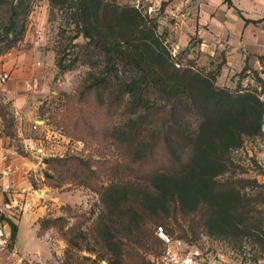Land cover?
I'll return each mask as SVG.
<instances>
[{
  "label": "trees",
  "instance_id": "trees-1",
  "mask_svg": "<svg viewBox=\"0 0 264 264\" xmlns=\"http://www.w3.org/2000/svg\"><path fill=\"white\" fill-rule=\"evenodd\" d=\"M32 1L0 0L5 13L0 23V56L24 34ZM50 2L87 39L78 44L74 36L67 37L59 67L72 68L78 60L95 67L73 98L77 104L95 100L106 115L123 116L108 135L125 151L126 165L138 179L129 185L100 184L93 165L77 157L58 169L66 176L46 173L54 186L79 181L100 194L104 211L94 235L109 254V264H153L142 249L163 243L158 227L173 236L174 226L165 227L170 217L203 209L211 235H255L263 255V219L258 220L255 204L246 200L236 182L219 177L235 166L233 152L244 146L247 137L264 136V68H253L247 56L240 74L253 73L256 86H220L217 79L226 57L207 72L194 63H180L159 30L158 16L136 5L117 0ZM223 2L235 7L232 0ZM167 4L163 2L161 9ZM74 47L79 56L72 58ZM259 60L264 65V55ZM0 117L3 133L14 137L15 118L1 99ZM66 127L73 135L95 137L92 121L84 115L69 119ZM0 219L9 223L10 246H14L18 224L6 215ZM60 220L47 217L43 222L63 227ZM151 223L158 224L156 234Z\"/></svg>",
  "mask_w": 264,
  "mask_h": 264
},
{
  "label": "rangeland",
  "instance_id": "rangeland-1",
  "mask_svg": "<svg viewBox=\"0 0 264 264\" xmlns=\"http://www.w3.org/2000/svg\"><path fill=\"white\" fill-rule=\"evenodd\" d=\"M117 1L123 5H136L151 16H158L159 30L165 34L173 55L180 63H194L196 68L207 72L214 69L223 57H226V63L217 79L218 85L233 89L244 85L256 86L252 78L253 73L249 76H241L239 59L234 64L228 63L230 48L227 39L218 38L219 43L214 38L215 45L211 46L210 50L202 49V34L205 28L207 29V25L205 18H201L200 10L197 15L193 14L191 3H182L178 0ZM166 1L168 4L161 9L163 2ZM4 18V8L0 6V23L4 22ZM67 20L65 12L51 5L50 0H33L24 34L13 47L19 51L34 48L31 42L39 30L40 34L37 38L40 42L36 51L41 53L39 57L41 56L40 60L43 63L37 66L48 71L49 87L43 95H39L38 98L33 97L36 96L35 90L29 89L26 85L20 89L21 95L27 100L21 106L27 107L33 116L30 118L28 129L23 131L24 134L19 133L13 100L5 98L0 90L2 103L15 118L16 132L14 137H10V144L18 154L29 156L38 162L37 169L32 172L30 178L33 188L40 190L34 195L30 194L29 197L27 195L19 197L25 203L30 200L31 205L23 210H14L12 216L18 223V240L16 239L14 246H10L9 237L2 250L9 255L17 254L19 264H101L103 260L108 262L109 259V254L94 235L98 218L104 211L100 194L79 181H69L62 186H54L48 181L47 172L59 177L66 176L62 172L58 173V169L67 159L77 157L93 165L100 184L129 185L138 181L134 172L126 165L125 151L115 145L108 135L111 126L119 124L123 116L106 115L102 109L96 107L95 100L77 104L73 98L80 92L89 72L95 70V67L81 60H78L72 68H61L57 63L60 49L67 37L74 36V43L87 42L82 34H77L75 23L69 24ZM262 20L264 19L259 21ZM253 22L257 24L256 20ZM72 52V58L79 56L78 47H74ZM91 112H95V115L91 116ZM79 115H84L85 119L92 121L95 137L73 135L67 129L68 120ZM36 120L41 121L44 129L33 128ZM27 136H42L45 140L46 136H50L51 139H47L46 144L48 150L55 155L35 157L27 153L22 145L24 137ZM233 158L235 166L219 178L222 181L236 182L238 188L245 194L246 200L255 204L256 216L258 220L263 219L264 229V197L262 196L264 195V136L247 137L244 146L233 152ZM254 179L257 180V184L253 182ZM28 213L32 214L31 222ZM203 213L204 209L190 215L178 212L177 217L168 219L170 224L166 222L165 227L174 226L173 237L183 236L200 244L204 250L214 255L217 264H259L263 246L255 235H211L204 225ZM47 217H60L59 224L63 227L44 223ZM157 225L149 224L154 234ZM163 248V243L157 241L153 249H142V251L153 264H164L161 259Z\"/></svg>",
  "mask_w": 264,
  "mask_h": 264
},
{
  "label": "crops",
  "instance_id": "crops-1",
  "mask_svg": "<svg viewBox=\"0 0 264 264\" xmlns=\"http://www.w3.org/2000/svg\"><path fill=\"white\" fill-rule=\"evenodd\" d=\"M232 1L236 8L229 7L223 0H178V2L182 3H191L193 14L197 15L200 10L201 18H205L204 21L207 29L205 28L204 34H202L203 50H210L211 46L215 45V42H213L214 38L218 41V38L224 37L227 39L230 48L227 57L229 64H234L239 59L238 67L242 70L245 59L249 56L250 65L255 69L262 70L264 65L260 62L259 56L264 55V20L261 22L259 20L264 19V0ZM242 16L250 21L246 22ZM254 20L257 21V24L253 22ZM39 34V30H37V35L33 38V41ZM218 42L220 43V40ZM36 49L32 48L30 50L19 51L13 48L0 57V71H8L10 73V78L4 83H0V90L2 95L7 99H12L16 106L15 113L20 135L24 134L28 129L30 118L33 117L32 112L27 107L21 106L27 100L24 95H21L20 89L22 87L24 88L26 80L35 79L38 81V86L33 89L35 90L34 93H36L34 94L36 96L33 97L38 98L39 95L47 92L49 87L47 84L48 71L45 69L42 70V68L37 66L38 62H41L40 65L43 62L40 60L41 56L39 57L41 53L37 52ZM0 120L2 121L1 117ZM29 130H31V127ZM3 154H8L10 161L15 166L12 181L16 188L20 190V193L11 198L15 200V204L18 203V206L11 211L3 212L2 209L5 211L4 202L10 198L5 193L3 188L4 181L0 178V210L3 212V215L14 220L12 216L15 213L14 210H23L28 205H31L30 200L25 203L19 197L26 195L29 197L30 194L34 195L40 190L33 188L30 178L32 172L37 169L38 162L29 156L18 154L10 144V137L3 133L2 125H0V156ZM41 190L43 189L41 188ZM28 215V217H31L29 218L31 222L33 219L32 214L28 213ZM0 228L4 230V239L7 242L11 234L9 223L4 219H0ZM16 239L18 240V238ZM3 249L4 244L0 246V264H19L18 258L16 257L17 254L10 253L9 255L3 252Z\"/></svg>",
  "mask_w": 264,
  "mask_h": 264
},
{
  "label": "built area",
  "instance_id": "built-area-1",
  "mask_svg": "<svg viewBox=\"0 0 264 264\" xmlns=\"http://www.w3.org/2000/svg\"><path fill=\"white\" fill-rule=\"evenodd\" d=\"M39 42L40 40L38 38L35 39L33 41V47L37 48ZM38 64L40 65L41 62H38ZM9 78L10 73L8 71L0 72V83L6 82ZM25 85L29 89H35L38 86V81L35 79L26 80ZM0 125H2L1 120ZM44 125L46 124L44 123ZM42 126L41 121H36L33 128L38 130L43 128ZM47 139L50 140V136H46ZM46 140L42 136H27L24 137L22 145L27 153L35 157L55 155L54 152L48 150ZM14 172L15 166L10 161L9 155L3 154L0 156V178L4 181V191L10 198L4 202L5 211L2 209L3 212L11 211L18 206V203L15 204V200L11 199L12 196L20 193V190L16 188L12 181ZM157 233L163 240L164 248L161 259L164 264H217L214 255L204 250L200 244L189 242L185 238L170 236L164 231L163 227H158ZM4 236V230L0 228V246L6 243ZM101 264H109V262L103 260ZM259 264H264V253L260 258Z\"/></svg>",
  "mask_w": 264,
  "mask_h": 264
},
{
  "label": "water",
  "instance_id": "water-1",
  "mask_svg": "<svg viewBox=\"0 0 264 264\" xmlns=\"http://www.w3.org/2000/svg\"><path fill=\"white\" fill-rule=\"evenodd\" d=\"M3 215V213H2V211L0 210V216H2Z\"/></svg>",
  "mask_w": 264,
  "mask_h": 264
}]
</instances>
